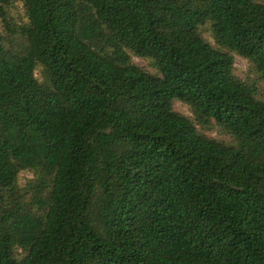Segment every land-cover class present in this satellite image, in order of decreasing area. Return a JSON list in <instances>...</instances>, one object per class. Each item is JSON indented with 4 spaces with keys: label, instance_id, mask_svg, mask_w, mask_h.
Returning <instances> with one entry per match:
<instances>
[{
    "label": "trees",
    "instance_id": "16d2710c",
    "mask_svg": "<svg viewBox=\"0 0 264 264\" xmlns=\"http://www.w3.org/2000/svg\"><path fill=\"white\" fill-rule=\"evenodd\" d=\"M261 82L264 0H0V264H264Z\"/></svg>",
    "mask_w": 264,
    "mask_h": 264
},
{
    "label": "rangeland",
    "instance_id": "374dc122",
    "mask_svg": "<svg viewBox=\"0 0 264 264\" xmlns=\"http://www.w3.org/2000/svg\"><path fill=\"white\" fill-rule=\"evenodd\" d=\"M132 61L136 66H138L140 68H145V69L151 70L148 63L144 60H141V59L136 58V57H132ZM234 68H235V75L237 78H239L241 80H245L246 78L249 77L248 63L243 58H241L237 55H234ZM260 91L262 93H264V83L263 82L260 83ZM172 108H173L174 112H176V113H178L184 117H188V118L191 117L188 107L185 106L180 101H174L172 104ZM205 134L211 138H214V139H217L220 141H224L227 143L231 142L230 138L226 134L221 133V132L217 131L216 129H212L211 131H209ZM29 178H31L30 175H25V174L20 173L18 175V181H17L18 186L20 188H22L24 186L25 182L27 180H29Z\"/></svg>",
    "mask_w": 264,
    "mask_h": 264
}]
</instances>
